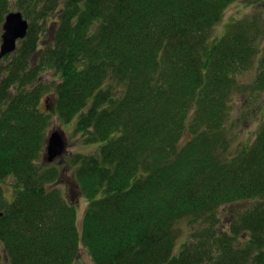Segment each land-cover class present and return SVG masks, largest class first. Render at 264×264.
Wrapping results in <instances>:
<instances>
[{
	"label": "trees",
	"instance_id": "1",
	"mask_svg": "<svg viewBox=\"0 0 264 264\" xmlns=\"http://www.w3.org/2000/svg\"><path fill=\"white\" fill-rule=\"evenodd\" d=\"M236 1L0 0V46L6 16L30 23L0 61V264H74L81 246L94 264H264V122L234 155L227 132L259 55L264 92V32L212 37ZM53 113L97 150L40 164ZM65 174L88 201L81 226Z\"/></svg>",
	"mask_w": 264,
	"mask_h": 264
},
{
	"label": "rangeland",
	"instance_id": "2",
	"mask_svg": "<svg viewBox=\"0 0 264 264\" xmlns=\"http://www.w3.org/2000/svg\"><path fill=\"white\" fill-rule=\"evenodd\" d=\"M44 1V0H43ZM57 10L56 13H58ZM224 18L217 25V28L214 30L212 37L217 38L221 36H228V34L236 32L240 25L246 24V21L253 22L258 25L262 32H264V0H237L231 7H229L224 13ZM255 20V22H254ZM51 20L48 22V26H51ZM245 23V24H244ZM48 28V29H49ZM44 40L47 42L50 41L49 37L43 35L42 43ZM259 46L257 51H262L264 49V35L261 34L259 37ZM259 55V54H258ZM259 55L254 63L251 65L250 70L244 71L240 74L239 78V89L232 95L230 102V116L229 122L227 123V132L228 136L233 140L231 146V154H236L239 151H242L245 146L251 145L257 138V134L261 129V126L264 122V92L256 93L253 90V83L256 81L257 73L259 72ZM46 81L55 83L59 80V76H56L55 73L48 72L44 75ZM46 105H51L53 103L52 93L48 94L45 97ZM50 109H53L52 106H49ZM52 121L48 133L54 131H61L67 141V151L65 155L60 158L56 164L60 168L65 167V165L70 163V159L78 153H93L97 150V146L93 144H86L84 136L82 134L75 133L74 126H67L61 123L58 115L53 113L51 115ZM44 154L39 160V163H44ZM67 168V167H66ZM64 168V169H66ZM65 174L61 177L60 188L61 190L77 204L78 208V220L81 226L85 210L88 205V201L82 197L80 192L76 189L75 186H70V180ZM6 183H2L7 196L12 198L15 194L14 188L11 187V184L14 182L13 179L6 180ZM75 185V184H74ZM217 217L220 221L219 226L223 229H227L230 225V214L229 208H222L218 211ZM180 228V238L177 241L178 247L181 248L183 243L189 240L190 230L189 223L181 222L179 225ZM74 264H94L91 256L84 249L83 246L80 248V254L76 258ZM6 262V258L3 255L1 257V263Z\"/></svg>",
	"mask_w": 264,
	"mask_h": 264
},
{
	"label": "water",
	"instance_id": "3",
	"mask_svg": "<svg viewBox=\"0 0 264 264\" xmlns=\"http://www.w3.org/2000/svg\"><path fill=\"white\" fill-rule=\"evenodd\" d=\"M6 17L0 47V60L14 53L17 50L18 42L24 40L29 31V23L20 12H12ZM64 136L61 131H54L49 134L44 156V161L47 164H53L66 153L67 141ZM1 216L3 213H0Z\"/></svg>",
	"mask_w": 264,
	"mask_h": 264
}]
</instances>
